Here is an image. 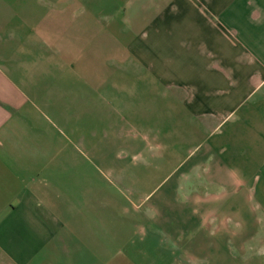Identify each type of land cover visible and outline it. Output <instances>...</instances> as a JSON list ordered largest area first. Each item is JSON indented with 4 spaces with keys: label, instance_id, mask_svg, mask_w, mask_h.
<instances>
[{
    "label": "crops",
    "instance_id": "obj_1",
    "mask_svg": "<svg viewBox=\"0 0 264 264\" xmlns=\"http://www.w3.org/2000/svg\"><path fill=\"white\" fill-rule=\"evenodd\" d=\"M20 2L0 4V264H264V0ZM173 178L169 233L124 214L176 204Z\"/></svg>",
    "mask_w": 264,
    "mask_h": 264
},
{
    "label": "rangeland",
    "instance_id": "obj_2",
    "mask_svg": "<svg viewBox=\"0 0 264 264\" xmlns=\"http://www.w3.org/2000/svg\"><path fill=\"white\" fill-rule=\"evenodd\" d=\"M9 1H16L19 2L21 1L19 4L23 3L25 5H27V7H31V5L33 6L34 1L35 0H0V4H7V2ZM5 2V3H4ZM259 94L257 93L255 95V98L258 96ZM254 98V99H255ZM158 152V149L156 148V153ZM181 180H179L178 178H173L171 179V182L168 184V186L173 187L175 189V203L176 204H172L169 206L167 200L168 197L170 195H165L160 193L159 195H157V197L154 199V203L155 205L153 207H149V203H152V200L147 202L146 200H148V198L145 200V196L144 195H130V194H124L122 196V203L124 205V214H128V217H131V215H133L134 217L132 219H137L138 220V224L142 225V224H148L151 223L152 221H155L156 223H160V229L156 228L155 229V234H161V231H163L162 233L167 234L168 232V227L162 226V224L164 223H171L174 222L175 224H177V220H178V205H177V198H178V187L180 185ZM108 199H110L109 201L111 202H119V198L118 196H108ZM153 210H152V209ZM108 217L110 216V213L108 212ZM126 217L124 216V219ZM130 219V218H129ZM172 229H176V228H172ZM177 231V229L175 230L174 233L171 234H175ZM155 249V248H152Z\"/></svg>",
    "mask_w": 264,
    "mask_h": 264
}]
</instances>
